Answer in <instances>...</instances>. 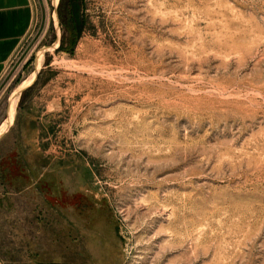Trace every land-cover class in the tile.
Returning a JSON list of instances; mask_svg holds the SVG:
<instances>
[{"label": "rangeland", "instance_id": "374dc122", "mask_svg": "<svg viewBox=\"0 0 264 264\" xmlns=\"http://www.w3.org/2000/svg\"><path fill=\"white\" fill-rule=\"evenodd\" d=\"M32 6L0 74L1 127L43 55L0 129V262L264 264V0H59L58 48Z\"/></svg>", "mask_w": 264, "mask_h": 264}, {"label": "crops", "instance_id": "0c3cea01", "mask_svg": "<svg viewBox=\"0 0 264 264\" xmlns=\"http://www.w3.org/2000/svg\"><path fill=\"white\" fill-rule=\"evenodd\" d=\"M32 0H0V74L29 32Z\"/></svg>", "mask_w": 264, "mask_h": 264}, {"label": "bare ground", "instance_id": "6f19581e", "mask_svg": "<svg viewBox=\"0 0 264 264\" xmlns=\"http://www.w3.org/2000/svg\"><path fill=\"white\" fill-rule=\"evenodd\" d=\"M55 3L57 2V0H54ZM39 56H42L41 58H43V55L40 54ZM38 56V58H39ZM38 58H37V64L35 66V70L32 72V74L24 81L22 82L17 88H16V98H17V101H16V105H17V102H18V99H19V92L21 89L25 88L26 86L30 85L32 83V81L34 80L35 76H36V72L39 70L40 68V65H38ZM41 62V61H40ZM16 105H15V110L13 111V106H11L9 112H8V116L6 117L5 121L3 122V124H5L6 126L11 122L13 116H14V113L16 111ZM2 124V126H3ZM2 126L0 127V129L2 128ZM5 126V127H6ZM2 131L0 132V135H1ZM1 264V263H0Z\"/></svg>", "mask_w": 264, "mask_h": 264}, {"label": "water", "instance_id": "95a60500", "mask_svg": "<svg viewBox=\"0 0 264 264\" xmlns=\"http://www.w3.org/2000/svg\"><path fill=\"white\" fill-rule=\"evenodd\" d=\"M58 3H59V0H57L56 3H55V1L53 0V6H54V20H55L56 29H57V38H56V41H55V43H54V45H53V47H55V48H58L59 45H60V37H59V34H58V32H59V28H58V12H57ZM41 53H42V52H41ZM36 64H37V60H36V62H35V66H36ZM37 75H38V71L36 72V76H35L34 80L32 81V83H31L30 85L26 86L25 88H23V89L20 90V92H19V96H20L25 90H27L28 88H30V87L35 83L36 78H37ZM7 116H8V112H7ZM11 125H12V123L9 125V127L7 128V130H6L4 133H2V134L0 135V139H1V138H2V137L8 132V130L10 129ZM0 263H1V262H0ZM1 264H2V263H1Z\"/></svg>", "mask_w": 264, "mask_h": 264}, {"label": "trees", "instance_id": "16d2710c", "mask_svg": "<svg viewBox=\"0 0 264 264\" xmlns=\"http://www.w3.org/2000/svg\"><path fill=\"white\" fill-rule=\"evenodd\" d=\"M33 85H34V84H33ZM28 89H29V88H28ZM28 89H27V90H28ZM27 90H25V91L22 93L21 97H23V95L25 94V92H26Z\"/></svg>", "mask_w": 264, "mask_h": 264}]
</instances>
